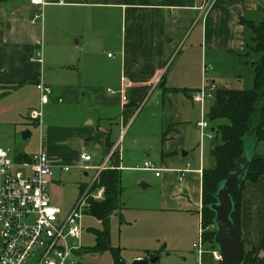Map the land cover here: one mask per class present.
I'll list each match as a JSON object with an SVG mask.
<instances>
[{"label": "crops", "instance_id": "1", "mask_svg": "<svg viewBox=\"0 0 264 264\" xmlns=\"http://www.w3.org/2000/svg\"><path fill=\"white\" fill-rule=\"evenodd\" d=\"M47 2L43 18L32 23L35 9L30 0H0V128L5 123L21 124V133L30 130L24 139L30 138L27 145L36 136L38 144L45 146L55 175L49 189L62 182L56 173L71 170H63L60 162L76 161L82 151L92 154V164L106 161L108 167L120 170L123 189L116 212L127 219L124 226L120 221L124 229L118 238L139 244L137 253L125 259L129 264L149 253L159 259L170 246L184 261L189 255L196 260L193 243L202 225V173L214 161L213 138H202L195 131L200 117L192 112L198 105L193 93L203 82L222 85L216 73H207L208 66L215 61L223 64L225 54L233 56L245 48L250 32L241 19L259 22L264 0ZM182 34L187 50L181 60L177 56L171 60L178 54L175 43ZM40 48L41 61L37 58ZM230 61L233 66H248L242 59ZM241 76L239 71L234 79ZM37 79L53 90L39 126L28 118L29 111L40 106ZM160 80L166 87L193 91L167 92ZM172 122L175 129L162 142V131ZM17 130L11 134L0 130L5 135L0 141L15 140ZM117 142V150L109 155ZM146 160L161 168L159 175L144 168ZM137 161H143L140 167L150 174L135 175L142 186L133 205L124 197L122 174L137 172ZM188 164L191 170L180 180L177 169ZM82 172L84 178L68 181L78 188L74 201L82 185L91 180V173ZM249 183L241 211L246 248L259 246L264 232V175L257 183ZM257 184L262 186L255 188ZM259 255L264 257V248Z\"/></svg>", "mask_w": 264, "mask_h": 264}, {"label": "built area", "instance_id": "2", "mask_svg": "<svg viewBox=\"0 0 264 264\" xmlns=\"http://www.w3.org/2000/svg\"><path fill=\"white\" fill-rule=\"evenodd\" d=\"M34 6L31 22L35 23L44 16L47 0H30ZM111 55V53H108ZM43 49L37 51L41 61ZM216 84L203 82L194 91L193 99L201 105V116L196 121L202 138H212L211 122L207 118L205 101L212 100ZM36 88L40 93V106L32 108L28 118L41 125L43 106L53 92L51 86L37 79ZM112 92V91H110ZM114 92V91H113ZM119 142L113 145L109 155L115 153ZM92 154L82 151L76 161H61L59 166L68 171L78 168L91 173V182L74 201L71 209L64 213L62 208L52 203L49 186L53 180V164L45 146L40 143L39 150L26 158H18L8 148L0 146V264H79L75 254L83 246L82 218L88 214L89 200L102 199L105 187L97 182L102 170L108 168L106 161L92 164ZM144 168L155 170L159 175L161 168L151 160L144 162ZM191 170L188 164L177 169L178 178L182 180L185 173ZM207 228L200 226L197 241L193 243L197 264L204 263V255L209 254L215 264H219L221 255L218 249H206L203 232Z\"/></svg>", "mask_w": 264, "mask_h": 264}, {"label": "trees", "instance_id": "3", "mask_svg": "<svg viewBox=\"0 0 264 264\" xmlns=\"http://www.w3.org/2000/svg\"><path fill=\"white\" fill-rule=\"evenodd\" d=\"M250 32L245 45V53L239 54L242 59L253 54L255 58L248 63L253 68L252 86L246 89L216 86L211 105L208 108L207 118L211 126L215 128L213 133V146L211 156L213 165L203 168L202 173V220L201 224L207 228L203 232V240L208 249L215 248V212L210 205L216 202L215 193L231 171L234 170L236 159L244 152V142L248 136H253L256 143L264 141V11L259 22L241 19ZM247 62L246 60H244ZM159 84L165 91L188 92L186 88L166 87L163 80ZM215 121V122H213ZM175 129V123H170L161 134L162 142L167 139L169 133ZM28 155L20 153L18 158H26ZM264 175V155L255 152L247 170L245 180L240 190L233 195L234 209L231 217L241 233V194L247 180L256 182ZM99 185L105 187L102 199L89 200L88 214L96 217L102 223V227L92 228L95 235V243L91 247L82 246L77 252L103 253L109 251L113 264H129L122 256L121 247L114 246L110 241V219L119 208L122 192L121 172L117 168L108 167L101 171L93 189ZM122 221V215H120ZM264 248V235L259 246L246 248V256L241 264L264 263V257L259 255ZM155 254H150L153 257ZM81 264V263H79ZM211 264H215L211 260Z\"/></svg>", "mask_w": 264, "mask_h": 264}, {"label": "rangeland", "instance_id": "4", "mask_svg": "<svg viewBox=\"0 0 264 264\" xmlns=\"http://www.w3.org/2000/svg\"><path fill=\"white\" fill-rule=\"evenodd\" d=\"M183 35L184 34H182L181 37H183ZM181 37L175 43V46L178 45V47L180 48L177 50L178 54L172 55L171 60L176 56H177L176 60H179V59L181 60V58H182L181 56H183L184 52L187 50L186 36L184 35L182 41L179 42ZM183 44H186V45H183ZM245 50L246 49L244 48L241 52L245 53L246 52ZM253 56L254 55L251 54L248 57H246L245 59H242V58H240L241 56L237 53L233 54V56L225 54L224 55L225 58L223 59V64H221V62H219V61H215V62H213V65H211V62L209 59L210 65L208 66L209 69H208L207 73L208 74H210V73L215 74L216 73L217 76L219 77V81L222 83L223 86H227L230 88H241V89L249 88L252 86L254 73H253V68L250 66V64L248 62L249 61L252 62V59L255 58ZM230 59H233L235 61H238L239 59L246 60L247 61L246 63L248 64V66H238V65L236 66V64L233 66V64H231ZM239 71L242 74L241 78L240 79H234L237 76H239ZM228 73H230L234 77H231L232 79H230V78L222 79L221 78V76H226V77L231 76ZM167 92H169V91H167ZM154 96H155V93L152 96H150L151 98L149 99L150 101L146 104L147 106L153 100ZM210 101H211L210 98H207L205 101V110L206 111L209 108L208 105H209ZM200 107H201L200 104L192 107L193 108L192 112H193L194 116L200 117V110H201ZM213 122H215V121H213ZM137 123H138V121H137ZM137 123L135 124V126L133 127L132 130L135 129V127L137 126ZM3 126L4 127L0 128V130L4 134L13 133L15 127L17 129H19V130H17V136H16L15 140L10 138L11 140L7 141V142L0 141V145H3L5 148H8L11 151V153L14 151H19V150H21V151L22 150H25V151H37V150H39L40 144H38V139L36 136H35L34 140L30 141V145L26 144L30 138L27 141L23 139L22 133L20 132L22 130L23 125L5 123V124H3ZM191 126L193 129V126H194L193 122H191ZM34 131L35 130L32 129L33 133L36 132V131L35 132ZM195 131H198V134H200L199 129H196ZM4 134H0V137L5 138ZM247 151H248V153H251V151H252L254 153L256 152L258 154L264 155V141H261L256 145L254 142L253 136H248L247 137ZM151 158H153V156ZM142 165H143V161H141V162L137 161L135 164V171H137V172H129V173L123 172V174H122L123 182L126 186V194L124 197L127 199V201L130 204H133V205H136V203L138 202V199H139L138 198L139 197L138 190H140V187L142 186L141 180L139 181L138 179H136L135 175H138L140 173L150 174V171H145L140 167ZM82 174H83L82 170H79L77 168H73L69 172H63V173L58 172V173H56V179L61 177L62 182L52 184L49 192H50V197L52 199V203L60 206L64 213H67L71 209L70 208L71 203H72V201H74L75 197L77 196V190H78V188L74 184H72V182H68V181L70 180V178H73L76 176L84 178ZM69 175L71 177H69ZM259 179H258V181H259ZM258 181L252 182V181L247 180L244 184V189H245L247 182H250L249 184H251V183H257ZM90 182H91V180H90ZM151 183H152V185H154V182H151ZM87 185H88V183L83 184L81 187L82 190H85L84 188H86ZM261 186H262V184L261 185H258V184L254 185L255 188H260ZM244 189L242 190V194H241V197H242L241 211H242ZM127 196H130L131 198L129 199ZM115 214H117V216L113 214L111 216V219H110V241H111L112 245L121 247L122 256L124 257V259L128 260L132 254L137 253L136 251L139 248V244L133 243L131 245V244H126L124 242L119 241L118 235H119L120 229H124V228L120 224V215H119L120 213L116 212ZM125 218L127 219L126 215L124 214V217H122V224L124 223ZM124 225L125 224H123V226ZM82 226H83V231H82V235H81V239H80L81 244L84 247H91L95 243V235L91 229L92 228L100 229L102 227V223L96 217H94L90 214H87V215H84L82 218ZM263 235H264V232H263ZM146 253L144 250V254H146ZM167 253H169V255H167ZM150 254L151 253H149L148 255H150ZM75 260L81 264H113L112 256H111L109 251H105L103 253H94L93 252V253H84V254L83 253L80 254L79 252H77L75 254ZM205 260H206L205 264H211V259H210L209 254H205ZM185 261H184L183 256L180 253H178L177 250H173V248L170 246L167 251L162 253L161 257L157 261H155L153 263H149V264H197V262L194 258V255H189L187 260H185Z\"/></svg>", "mask_w": 264, "mask_h": 264}, {"label": "water", "instance_id": "5", "mask_svg": "<svg viewBox=\"0 0 264 264\" xmlns=\"http://www.w3.org/2000/svg\"><path fill=\"white\" fill-rule=\"evenodd\" d=\"M214 130L215 128L212 127L211 131ZM28 135H30V130L26 129L22 132L23 139ZM254 142L257 145L255 139ZM254 154L252 151L248 153L246 138L243 154L236 159L234 170L220 182L215 193L216 202L210 205L215 212L213 220L216 231L214 243L221 255L219 264H241L246 256V247L238 226L234 224L231 213L234 209L233 195L240 190ZM157 260L158 256L138 257L133 259L130 264H149ZM260 264L264 263L261 262Z\"/></svg>", "mask_w": 264, "mask_h": 264}]
</instances>
